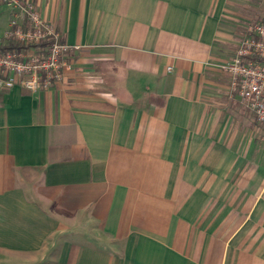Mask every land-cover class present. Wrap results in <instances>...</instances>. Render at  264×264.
<instances>
[{"label":"crops","instance_id":"obj_1","mask_svg":"<svg viewBox=\"0 0 264 264\" xmlns=\"http://www.w3.org/2000/svg\"><path fill=\"white\" fill-rule=\"evenodd\" d=\"M24 1L72 48L0 86V264H264V128L219 67L264 0Z\"/></svg>","mask_w":264,"mask_h":264},{"label":"built area","instance_id":"obj_2","mask_svg":"<svg viewBox=\"0 0 264 264\" xmlns=\"http://www.w3.org/2000/svg\"><path fill=\"white\" fill-rule=\"evenodd\" d=\"M10 10L0 37V86L17 85L37 92L63 78L66 53L72 46L60 40L55 25L42 18L31 1L0 0ZM219 67L230 75V91L264 128V23L253 22L230 59Z\"/></svg>","mask_w":264,"mask_h":264},{"label":"rangeland","instance_id":"obj_3","mask_svg":"<svg viewBox=\"0 0 264 264\" xmlns=\"http://www.w3.org/2000/svg\"><path fill=\"white\" fill-rule=\"evenodd\" d=\"M1 9H2V8H1ZM4 22H5V16L2 15V16L0 17V37L3 35V32H4V31H3V30H4V29H3V24H4ZM253 22H262V21H261V20H251V21H247L246 24H245V26H244L245 29H246L251 23H253ZM262 23H264V21H263ZM244 33H245V32L241 33L240 36H239V38L242 39V37L244 36V35H243ZM241 36H242V37H241ZM241 39H240V40H241Z\"/></svg>","mask_w":264,"mask_h":264},{"label":"trees","instance_id":"obj_4","mask_svg":"<svg viewBox=\"0 0 264 264\" xmlns=\"http://www.w3.org/2000/svg\"><path fill=\"white\" fill-rule=\"evenodd\" d=\"M11 45H14L12 41H9L8 42V45H3V46H0V51L6 49L8 46H11Z\"/></svg>","mask_w":264,"mask_h":264}]
</instances>
